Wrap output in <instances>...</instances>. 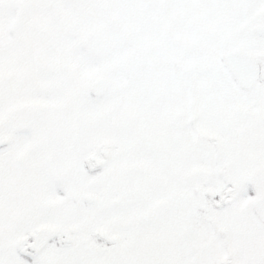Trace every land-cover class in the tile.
Instances as JSON below:
<instances>
[{
	"label": "snow or ice",
	"instance_id": "1",
	"mask_svg": "<svg viewBox=\"0 0 264 264\" xmlns=\"http://www.w3.org/2000/svg\"><path fill=\"white\" fill-rule=\"evenodd\" d=\"M0 264H264V0H0Z\"/></svg>",
	"mask_w": 264,
	"mask_h": 264
}]
</instances>
